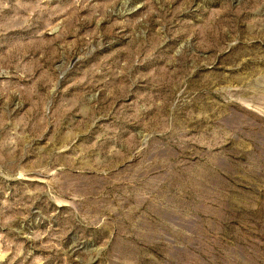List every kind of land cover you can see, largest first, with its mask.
<instances>
[{
    "label": "rangeland",
    "instance_id": "374dc122",
    "mask_svg": "<svg viewBox=\"0 0 264 264\" xmlns=\"http://www.w3.org/2000/svg\"><path fill=\"white\" fill-rule=\"evenodd\" d=\"M0 264H264V0H0Z\"/></svg>",
    "mask_w": 264,
    "mask_h": 264
}]
</instances>
